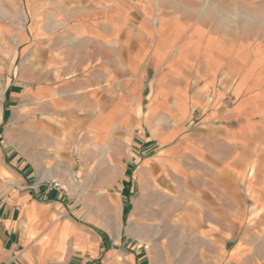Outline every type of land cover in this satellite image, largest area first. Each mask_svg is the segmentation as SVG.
Segmentation results:
<instances>
[{"label":"crops","instance_id":"obj_1","mask_svg":"<svg viewBox=\"0 0 264 264\" xmlns=\"http://www.w3.org/2000/svg\"><path fill=\"white\" fill-rule=\"evenodd\" d=\"M29 2V57L7 81L6 40L24 38L2 9L23 11L0 0V264L167 263L187 246L191 261L264 264V94L241 73L232 81L231 51L176 22L179 0ZM136 138L147 151V256L105 241L101 203L71 198L78 188L103 197L136 162ZM54 179L72 192L47 187ZM169 227L178 237L157 238ZM235 232L246 234L232 243Z\"/></svg>","mask_w":264,"mask_h":264},{"label":"rangeland","instance_id":"obj_2","mask_svg":"<svg viewBox=\"0 0 264 264\" xmlns=\"http://www.w3.org/2000/svg\"><path fill=\"white\" fill-rule=\"evenodd\" d=\"M179 3L180 5L174 8L177 11L176 22L187 20L203 27L208 32L214 33L216 38L207 40L204 46H214L217 49L231 51L233 62L235 58L237 60L232 65V69L236 73L233 75L232 81L234 82L238 74L241 73L249 85L257 86L258 90H261L264 94V0H179ZM185 3L190 4V7H185ZM18 8L19 11H23V20L16 11L2 9L13 21L12 24L9 19L8 25L13 27V31L17 26L18 32L24 38L23 42L18 41V43H15L14 35H11L13 37L6 40L7 50L15 51L14 58L9 61L13 71L7 72V81L11 76H15L17 73L16 68L23 61L26 62L29 56L24 53V49L32 45L34 23L29 0H19ZM162 28L163 26L159 29ZM172 31L171 33L174 34L175 29ZM168 40L169 43H172V39ZM0 41L2 42V44L0 43V50L3 52V50L5 51L4 43L3 40L0 39ZM136 137L139 136L136 135ZM137 138L134 142L131 140V144L135 148L132 151L136 162L128 164L129 169L125 175L120 171L118 181L113 182L104 190L103 197L95 198L92 190H89V197L85 199L83 189L77 186L78 192L74 193L69 188L68 183L58 179L47 182L46 186L63 194L72 192V202L82 207H84L86 201L92 205L101 203L104 212L102 215L97 216V226L105 241L114 244L115 247L124 248L128 252H133L137 248L141 249L147 256V167H144L147 151ZM125 178L130 179V183L125 182ZM54 181L66 185V190L61 191L50 187V184ZM91 186L93 185L91 184ZM115 200L117 201L116 205ZM178 202L181 203L182 200L179 199ZM87 209L90 212L91 208L88 207ZM158 233L157 238L162 236L170 240L178 237L174 229L170 227L168 230L163 228ZM242 234L245 235L246 232H235L232 243ZM183 235L184 238H190L189 232L183 233ZM190 249L189 246L187 248L183 247L182 256L177 257L174 256V252H168L169 258L174 261L160 263L158 259H155L152 264H186L187 261L185 260L187 259V264H204L195 260L191 261L194 254ZM145 264H147V261ZM253 264L260 263L255 260Z\"/></svg>","mask_w":264,"mask_h":264},{"label":"built area","instance_id":"obj_3","mask_svg":"<svg viewBox=\"0 0 264 264\" xmlns=\"http://www.w3.org/2000/svg\"><path fill=\"white\" fill-rule=\"evenodd\" d=\"M50 187L52 188H55L57 190H61V191H65L67 186L60 183V182H57V181H54L52 184H50Z\"/></svg>","mask_w":264,"mask_h":264}]
</instances>
